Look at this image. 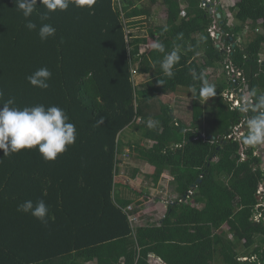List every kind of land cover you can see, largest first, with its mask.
I'll use <instances>...</instances> for the list:
<instances>
[{
  "label": "trees",
  "instance_id": "trees-1",
  "mask_svg": "<svg viewBox=\"0 0 264 264\" xmlns=\"http://www.w3.org/2000/svg\"><path fill=\"white\" fill-rule=\"evenodd\" d=\"M139 1L96 0L91 8L73 2L43 20L48 10L37 0L28 18L37 28L29 30L14 0H0V107L10 98L21 109L58 106L77 129L75 144L55 161L46 162L38 147L0 150V264H150L151 257L165 264H264V209L257 207L264 170L244 136L228 138L243 113L225 102L230 85L221 77L231 65L243 72V87L264 94V0H237L227 11L216 0L217 21L202 0H162L160 23ZM214 20L223 46L209 34ZM43 23L56 32L42 41ZM143 30L146 38L134 36ZM148 40L163 43L165 52L145 48ZM177 46L180 60L168 78L160 62ZM44 67L52 74L49 87L32 86L27 77ZM192 69L215 85L209 109L193 99L202 82ZM139 76L148 82L139 86ZM178 89L192 96L189 125L167 104L157 111L151 103ZM207 113L211 123L203 122ZM149 119L159 123L149 129ZM127 129L142 131L152 146L125 141ZM135 147L137 161L154 173L135 166L124 184L117 181L120 164ZM144 178L154 188L165 181L176 198L160 221L135 227L121 208L133 201L144 207L133 188ZM29 199L45 202L47 223L17 211Z\"/></svg>",
  "mask_w": 264,
  "mask_h": 264
},
{
  "label": "clouds",
  "instance_id": "clouds-1",
  "mask_svg": "<svg viewBox=\"0 0 264 264\" xmlns=\"http://www.w3.org/2000/svg\"><path fill=\"white\" fill-rule=\"evenodd\" d=\"M14 2L16 5L15 7L22 11L24 18L27 20L25 25L26 28L29 30H35L37 25L28 18L36 11L37 0H14ZM73 2L78 8H91L95 5L96 0H39V4L43 5L48 10L43 14L41 19H48V12H55L58 9L60 11L67 10L70 3ZM215 4L217 6L216 1ZM166 30L167 29H165V31ZM55 32L56 29L51 24L43 23L39 28L38 35L43 41L48 37L54 36ZM152 48L161 53L165 52L164 44L159 41L154 42ZM179 60V46H177L170 53H167L164 56V59L160 62L164 76L168 78L174 76L172 69ZM231 69L242 74V71L237 70L230 65L227 67V75ZM191 74L194 80H200L202 82L198 91L195 88H192L193 99H198L199 101L204 99L207 101L209 98L216 95L215 85L209 84L203 73L197 75L196 70L192 69ZM51 75V72L44 67L36 70L32 75L28 76L27 79L32 86L47 89L49 87L47 81L51 78ZM158 83L164 85L165 81L158 80ZM230 91L231 88L224 93ZM3 95V90L0 89V97H3ZM249 97L255 98V106L253 110L257 112V115L249 117L243 116L245 122L241 120L239 123L242 124L241 132L243 134L238 137L235 135L232 139L239 141L244 136L242 140L243 144L249 147H256L264 145V94L257 95L256 91L253 89L248 91L245 100ZM13 104L14 99L10 98L3 103L2 107H0V150L3 151L4 155L18 153L23 149L38 147L39 153L46 162L55 161L59 154L66 152L68 146L75 144L77 139L76 126L74 123L69 122V117L62 108L51 106L46 109L43 105H36L21 109L13 107ZM242 111H247L246 103L242 108ZM98 123L102 124L103 118H101ZM158 123V121L149 119L147 126L151 129ZM231 134H233V130ZM17 211L30 213L41 222L47 223L49 208L43 200H39L35 204L30 199L25 200L17 206ZM151 260L157 259L151 257L150 261Z\"/></svg>",
  "mask_w": 264,
  "mask_h": 264
},
{
  "label": "rangeland",
  "instance_id": "rangeland-1",
  "mask_svg": "<svg viewBox=\"0 0 264 264\" xmlns=\"http://www.w3.org/2000/svg\"><path fill=\"white\" fill-rule=\"evenodd\" d=\"M215 1L216 0H209L210 3H207L204 0H202V3L205 2L206 8L210 9L209 13L211 15H214V18L217 21L219 19V16H218V11L216 10L217 6L215 3H213ZM236 1L237 0H222V3L220 5L221 9L227 11L228 8L232 7L236 3ZM161 3H162V0H156L155 5L152 6L153 4L150 3V0H140L139 6L145 8L146 10L151 8V11H150L152 15L151 22L160 23V22H164L166 19V14L163 11L164 9ZM228 16L231 21L232 18L229 12H228ZM216 21L214 20V25L211 27V29H209L210 36L213 38L214 41H216L217 46H220V45L223 46L224 41L220 43V34L218 33V28L215 25ZM246 30L247 28H244L245 32ZM133 34L134 36H138V37H145V38L147 37L145 30L135 31L133 32ZM153 43H154L153 41L148 40L145 48H149L150 50H152ZM141 50L144 51V48L142 47ZM262 53L264 55V51ZM237 73L238 72L236 71L234 72L229 71L228 75L225 74V76H221L224 80H226V82L229 83L230 85L229 87L231 88L230 92H226L223 94V98L225 102L229 104L230 109L242 112L243 116H248V117L255 116L257 115V112L253 110L255 106V99H253V97H249L247 98V100H245V97L247 96V93L249 91V87L246 85L244 87L242 86V84L244 83L243 75H242L243 72L240 75L239 74L237 75ZM146 82H148L147 76H139L136 78V83L139 86L145 84ZM235 102H237L238 105H235ZM151 103L153 104L154 109L157 111L159 110L160 104H167L173 110V115L176 120H179L185 123L186 125H189L192 122V114H191L192 96L190 92H188L185 89H178V91L174 94H167L165 96H159L158 98L151 100ZM211 103H212V99H208L207 101L206 100L202 101V104L205 107L209 106ZM245 103L247 104V111H242V108L245 106ZM207 109L209 108L207 107ZM143 110L145 113H153V111H150V110L142 109V111ZM209 116H210L209 113L204 115L203 122L211 123L212 121L209 120ZM125 133H126V136L124 139L125 141L126 140L130 142L137 141L141 147H151L152 146V143L150 141L147 142L143 140L142 131H137L134 129H127ZM238 136L239 135H236V137ZM255 148H256V151L252 153V157L259 159L261 168L264 170V145H259V146H256ZM127 155H128L127 158L123 159L122 161L123 163L120 164L121 173H120V176L117 177V181H121L122 183L126 184L127 179H130L128 170H130L131 168L135 166L142 167L141 169L142 175L154 173V168H152L151 166L145 163L137 161L136 158L139 157L138 148L135 147L131 152L129 151ZM238 155L240 157V160H239L240 162H245L248 159L246 153L244 152L239 151ZM163 180L167 182L171 180V177H169L168 173L164 174ZM165 181L161 183L163 187L159 186L158 188H154L146 178H144L142 181L139 180L136 182L133 188L138 190L137 188L139 187V190H141V195H144L142 198L138 199V202H142V201L144 202L143 203L144 207L138 210L139 205H135L134 204L135 201H133L131 205H127L126 207L121 208L122 212H124L127 216L128 224L131 223L132 226L143 227L146 221L154 223V222L160 221L163 218L166 212L167 204L170 202L169 200L173 201L176 198V196L173 195L172 192H169L167 190ZM161 188H164V190H162L163 192L161 191ZM188 194L191 195L192 193L188 192ZM126 196L129 197L128 195ZM186 198L181 200V202L182 201L185 202ZM257 200L260 202L257 207L258 208L263 207L264 209V186L263 185H261L259 188ZM257 215L255 219L259 221V218ZM133 221H135V224L133 223ZM147 259L149 261V258ZM246 260L247 258H241V261H246ZM150 263L151 264H165L164 262L160 263L157 260H151Z\"/></svg>",
  "mask_w": 264,
  "mask_h": 264
},
{
  "label": "built area",
  "instance_id": "built-area-1",
  "mask_svg": "<svg viewBox=\"0 0 264 264\" xmlns=\"http://www.w3.org/2000/svg\"><path fill=\"white\" fill-rule=\"evenodd\" d=\"M205 2H207V3H210L209 2V0H204ZM205 2H203V6H205ZM213 3H215V2H213ZM231 72H234L232 69L230 70ZM240 75V73H237V75ZM235 105H238V103L237 102H235ZM244 122H245V120H243ZM241 130H242V124H239L238 126H236L234 129H233V134H230L229 136H228V138H232V137H234L235 135H242L243 133L241 132ZM259 217V216H258Z\"/></svg>",
  "mask_w": 264,
  "mask_h": 264
}]
</instances>
